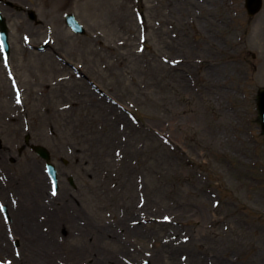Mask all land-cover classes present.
<instances>
[{"label": "rangeland", "instance_id": "1", "mask_svg": "<svg viewBox=\"0 0 264 264\" xmlns=\"http://www.w3.org/2000/svg\"><path fill=\"white\" fill-rule=\"evenodd\" d=\"M11 1L18 8L6 6L7 0L0 5L14 55L34 61L36 81L60 72L53 57L41 63L36 54L26 59L22 35L32 32L41 41L52 31L55 40L67 42H56L49 55L79 57L88 78L129 110L94 92L88 80L75 78L64 89L86 83L93 96L86 93L85 112L80 107L65 113L41 110L44 118L30 131L23 118L11 122L18 134L0 120L2 167L15 174L28 154L40 168L44 161L28 142L48 144L62 184H69V174L78 182L76 190L69 184L74 197L67 196V188L61 203L80 226L90 220L92 227H114V236L96 237L83 234L77 224H68V230L60 225L54 237L60 243L52 250L59 254L63 246L72 260L59 254L57 264H112L111 256L125 264H152L157 253L163 263L155 264H264V132L256 100L264 78L258 81L241 65L240 0H233L234 6L231 0ZM29 8L37 20L30 18ZM136 8L144 12V24ZM66 12L75 13L86 34L66 26ZM64 102L57 96L53 105ZM6 103L0 95V107ZM48 123L55 136L47 132ZM15 141L22 146L14 148ZM131 207L140 211L129 223H144L146 236L129 237L115 224ZM164 215L173 222L156 220ZM184 237L189 240L182 242Z\"/></svg>", "mask_w": 264, "mask_h": 264}, {"label": "bare ground", "instance_id": "2", "mask_svg": "<svg viewBox=\"0 0 264 264\" xmlns=\"http://www.w3.org/2000/svg\"><path fill=\"white\" fill-rule=\"evenodd\" d=\"M20 176L16 178L15 180H12L13 187H15L19 192L21 198H24L29 202V206L20 204L14 208L12 207L13 217L16 219V222L13 223V228L15 233L21 234L24 244L28 246L32 250V254L34 257V260H40L44 264H57L56 257L58 256V253H54V251L51 249V246L57 244L52 242L53 236L56 235V225L61 224H77L78 228L83 231V234H89V236L96 235L98 237L100 233L108 234L112 233L114 236V227L113 225H106L102 226L101 229L98 227H92L93 224L90 220H87L84 225H79L76 218L71 215L66 207L57 206L55 207V210L61 209L64 214V220L60 222V220L57 219V211L51 212L47 211L48 213V223L50 227V231L45 233L41 231L42 224H40L39 219L36 218L33 214L36 209H38V206H44V208L47 206V204L44 203L45 193H46V187H47V177L42 175V172L39 171V169L36 168H25L20 172ZM3 187V184L0 182V189ZM32 193L35 194V197L38 199L37 202L33 203L32 198L34 196ZM59 196V195H58ZM57 200L60 201V198H57ZM139 211V209L136 207H131L126 211V214L124 217H121L117 219V223L119 227H121L124 230V233L129 237H137L140 238L143 235L146 236L147 231L145 232V227L143 226V223H140V225H132L129 223L128 217L135 212ZM29 217V219H28ZM30 217H32L31 221ZM88 219V218H87ZM24 221H28L27 224H24ZM16 223V224H15ZM73 227V226H72ZM18 228H20L18 230ZM23 230H27L26 232ZM5 231L0 232V252H7V249L5 250L4 242L5 240ZM121 237V235H120ZM58 240V239H57ZM7 243H11L7 241ZM182 245V243H181ZM10 246V244H9ZM178 249V248H175ZM5 250V251H4ZM169 252V251H168ZM71 253H77V252H71ZM27 256H25L26 258ZM111 262L112 264H125L124 262H121L118 258H112L111 256ZM69 260H72L71 257H69ZM23 264H33L30 261L22 260ZM155 263H163V260L161 259V256L159 254L154 255L152 258V264Z\"/></svg>", "mask_w": 264, "mask_h": 264}, {"label": "flooded vegetation", "instance_id": "3", "mask_svg": "<svg viewBox=\"0 0 264 264\" xmlns=\"http://www.w3.org/2000/svg\"><path fill=\"white\" fill-rule=\"evenodd\" d=\"M249 23L253 24V27H260L261 31H262V39H257V43L256 45L259 46L261 48V53L259 55L254 54L250 49L248 50V52H246V59H248V55L249 53L251 54V56L255 59L259 58V61L261 64H264V7L262 10V14L260 16V18L258 19H251L249 20Z\"/></svg>", "mask_w": 264, "mask_h": 264}, {"label": "snow or ice", "instance_id": "4", "mask_svg": "<svg viewBox=\"0 0 264 264\" xmlns=\"http://www.w3.org/2000/svg\"><path fill=\"white\" fill-rule=\"evenodd\" d=\"M18 102H19V98H18ZM53 194H55V190L53 191ZM0 210H2V207H0Z\"/></svg>", "mask_w": 264, "mask_h": 264}]
</instances>
